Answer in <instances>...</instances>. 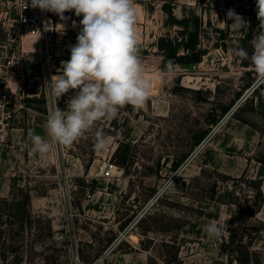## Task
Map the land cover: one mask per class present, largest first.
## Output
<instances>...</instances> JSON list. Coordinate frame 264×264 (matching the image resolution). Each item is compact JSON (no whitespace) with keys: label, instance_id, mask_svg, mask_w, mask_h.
I'll list each match as a JSON object with an SVG mask.
<instances>
[{"label":"rangeland","instance_id":"374dc122","mask_svg":"<svg viewBox=\"0 0 264 264\" xmlns=\"http://www.w3.org/2000/svg\"><path fill=\"white\" fill-rule=\"evenodd\" d=\"M16 1L0 0V90L21 84L9 125H0V264H76V240L85 264H241L235 250L247 247L264 264V85L233 52L252 53L256 0H136L149 99L98 122L108 150H95L93 129L46 156L29 154L30 134L48 139V112L66 106L68 96L54 101L45 82L70 58L82 16L60 19L64 51L48 66L17 25ZM166 2L176 18L199 17L205 51L196 64L171 62V72L156 43L181 26L167 24ZM229 9L248 24L233 29ZM23 54L19 81L8 62ZM109 162L115 177L102 174ZM210 223L220 238L207 234Z\"/></svg>","mask_w":264,"mask_h":264},{"label":"clouds","instance_id":"9594fccd","mask_svg":"<svg viewBox=\"0 0 264 264\" xmlns=\"http://www.w3.org/2000/svg\"><path fill=\"white\" fill-rule=\"evenodd\" d=\"M32 8L52 12L66 20L65 12L73 11L79 21L77 42L70 46V58L61 62L58 74L45 85L55 100L66 95V106L54 103L44 125L46 135L30 134V155H48L55 145H71L98 122L115 119L126 105L142 108L150 97L151 81L145 76L140 58V37L136 31V0H30ZM28 6L26 3L25 7ZM259 21L251 41L252 53L244 48L233 50L234 55L248 60L256 73L255 86L264 85V0H256ZM233 29L248 24L233 9L227 12ZM61 32L64 25L61 24ZM76 22L73 21L75 28ZM45 30H50L45 24ZM38 31V30H37ZM167 70H173L171 62ZM111 137L95 130L94 148L97 152L110 148ZM210 237L220 238L221 226H206Z\"/></svg>","mask_w":264,"mask_h":264},{"label":"built area","instance_id":"2783aa9c","mask_svg":"<svg viewBox=\"0 0 264 264\" xmlns=\"http://www.w3.org/2000/svg\"><path fill=\"white\" fill-rule=\"evenodd\" d=\"M19 15L17 18V25L24 32L25 38H29L36 42H39L40 49L37 52V56L43 61V64L51 66L55 64L58 58V45L59 38L61 37L59 21L60 17L52 12L41 11L39 8H32L30 0H17L16 1ZM26 3L28 6L25 7ZM65 12L64 15H66ZM49 25L50 30H45V24ZM38 30V31H37ZM66 35V34H65ZM34 53L35 50H29L25 52ZM27 56V55H26ZM25 54L21 55L17 60H10L9 66L16 68V76L19 81L25 80L24 61H27L28 57ZM20 83L15 85L7 84L0 90V125L2 128H6L9 125L10 120L13 117V106L18 101L17 91L19 90ZM118 166L115 163H106L102 169L104 177H115V172ZM72 221L74 214H72ZM75 263L85 264L80 258L78 241H75ZM103 261V258L100 259Z\"/></svg>","mask_w":264,"mask_h":264},{"label":"trees","instance_id":"16d2710c","mask_svg":"<svg viewBox=\"0 0 264 264\" xmlns=\"http://www.w3.org/2000/svg\"><path fill=\"white\" fill-rule=\"evenodd\" d=\"M162 9L167 14V24L171 26L179 25L181 29L179 30L180 36L172 37L170 35L161 36L157 40V47L162 53L164 58L168 62L178 63L182 65H190L201 62L204 50L199 48V17L197 15L184 16L179 19L173 14V3L166 2L163 4ZM180 49L185 52L180 54ZM116 154V153H115ZM26 199H30V194H26ZM234 243V240L232 241ZM229 243H224V246H231ZM251 245V244H250ZM242 247V245H241ZM236 251V259L241 264H261L258 257V252H255L247 247V251L239 252Z\"/></svg>","mask_w":264,"mask_h":264},{"label":"crops","instance_id":"0c3cea01","mask_svg":"<svg viewBox=\"0 0 264 264\" xmlns=\"http://www.w3.org/2000/svg\"><path fill=\"white\" fill-rule=\"evenodd\" d=\"M258 25H259V21H257V27H258ZM63 49L62 48H58V56L61 54V53H63ZM61 56H62V54H61ZM127 257H130L129 255H127Z\"/></svg>","mask_w":264,"mask_h":264},{"label":"bare ground","instance_id":"6f19581e","mask_svg":"<svg viewBox=\"0 0 264 264\" xmlns=\"http://www.w3.org/2000/svg\"><path fill=\"white\" fill-rule=\"evenodd\" d=\"M140 18V10L137 8V20Z\"/></svg>","mask_w":264,"mask_h":264}]
</instances>
